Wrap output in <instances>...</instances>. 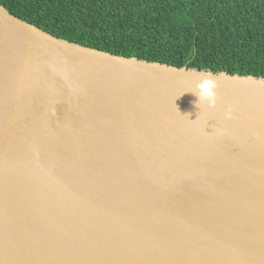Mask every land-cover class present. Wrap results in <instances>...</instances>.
<instances>
[{
    "label": "water",
    "instance_id": "95a60500",
    "mask_svg": "<svg viewBox=\"0 0 264 264\" xmlns=\"http://www.w3.org/2000/svg\"><path fill=\"white\" fill-rule=\"evenodd\" d=\"M0 264H264V77L112 54L0 3Z\"/></svg>",
    "mask_w": 264,
    "mask_h": 264
},
{
    "label": "trees",
    "instance_id": "16d2710c",
    "mask_svg": "<svg viewBox=\"0 0 264 264\" xmlns=\"http://www.w3.org/2000/svg\"><path fill=\"white\" fill-rule=\"evenodd\" d=\"M56 37L126 57L264 77V0H0Z\"/></svg>",
    "mask_w": 264,
    "mask_h": 264
},
{
    "label": "clouds",
    "instance_id": "9594fccd",
    "mask_svg": "<svg viewBox=\"0 0 264 264\" xmlns=\"http://www.w3.org/2000/svg\"><path fill=\"white\" fill-rule=\"evenodd\" d=\"M199 92H198V97L199 101L201 99H207L211 105L215 104V99H214V93L212 91L213 84L211 80H206L203 83L199 84ZM229 118H231L229 114Z\"/></svg>",
    "mask_w": 264,
    "mask_h": 264
}]
</instances>
